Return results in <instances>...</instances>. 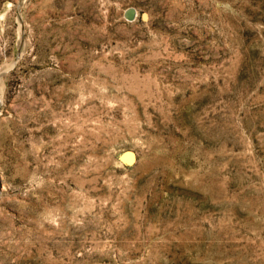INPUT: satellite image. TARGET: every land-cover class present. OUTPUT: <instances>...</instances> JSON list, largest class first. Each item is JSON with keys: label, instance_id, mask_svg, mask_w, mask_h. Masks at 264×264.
<instances>
[{"label": "rangeland", "instance_id": "obj_1", "mask_svg": "<svg viewBox=\"0 0 264 264\" xmlns=\"http://www.w3.org/2000/svg\"><path fill=\"white\" fill-rule=\"evenodd\" d=\"M0 264H264V0H0Z\"/></svg>", "mask_w": 264, "mask_h": 264}, {"label": "water", "instance_id": "obj_2", "mask_svg": "<svg viewBox=\"0 0 264 264\" xmlns=\"http://www.w3.org/2000/svg\"><path fill=\"white\" fill-rule=\"evenodd\" d=\"M128 15H129V16H132V15H133V10H132V9H129V10H128Z\"/></svg>", "mask_w": 264, "mask_h": 264}]
</instances>
